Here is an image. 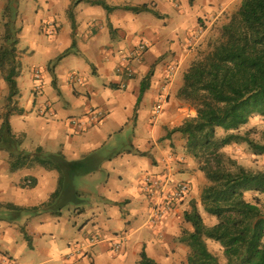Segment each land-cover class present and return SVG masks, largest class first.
<instances>
[{"label": "crops", "instance_id": "0c3cea01", "mask_svg": "<svg viewBox=\"0 0 264 264\" xmlns=\"http://www.w3.org/2000/svg\"><path fill=\"white\" fill-rule=\"evenodd\" d=\"M12 2L20 30L21 57H24L23 45H28L25 32L36 38L39 32L48 36L55 32L60 34L63 24L74 29L72 40L68 38L69 33L65 35V53L69 54L66 58L72 71L81 77L82 86L78 89L65 86L64 95L59 89V75L46 70L43 71V91L35 94L36 69L27 72L19 68V92L10 102V90L0 71V130L8 118L17 141L15 148L0 146V210L8 208L30 215L48 207L50 217L67 231L61 242L63 247H57L54 237L48 239L45 232L40 234L38 244L34 241L38 227L48 224L44 218L24 219L23 226L0 221V243L8 246L5 251L0 247V252L11 259L10 264H27L26 259H30L40 245H43L42 252L47 259L43 264H140L143 252L158 264L186 261L189 249L183 246L182 230H191V226L185 223L184 216L195 204L202 210L200 195L207 186L198 163L186 153L187 141L180 134H173L188 117L196 116L195 111L179 99V93L185 87V73L194 58L186 42L205 33L206 29L199 27L203 21L208 28L217 22H220L219 26L227 24L228 17L242 0H0V41L6 34L4 13ZM97 3L119 10L108 12ZM181 4H187L190 10L177 13ZM152 16L157 21L179 23L187 30L185 40L167 43L165 33L158 23L152 22ZM32 23L34 28L29 26ZM141 42L147 43L149 48L140 61L132 62L133 77L128 79L118 75L117 69L123 58L130 56ZM149 76L150 87L141 97L142 84ZM68 82H71L70 75L65 78V85ZM163 95L168 96V104L163 116L154 119L155 107ZM44 110L47 114H41ZM128 134H132L130 147L118 141ZM39 150L44 158L61 156L68 163L80 164L96 155H104L105 161L111 156L137 160L144 177L158 175L169 153L174 152L177 160L183 162L176 167L183 169V174L185 172L186 179L183 180L190 183L191 193L172 216L152 225L150 203L142 189L143 176L133 187L118 180L111 186L101 184L102 195L108 198L104 219L81 215L74 225L62 213L66 202L79 191L76 179L63 186L61 201L52 203L60 190L61 176L47 166L32 163ZM28 156L31 161L25 168L13 169L15 160ZM138 157H143L144 161ZM53 173L58 174V179L48 177ZM83 185L86 190L85 183ZM38 191L47 197L40 206L25 198L26 193ZM140 196L146 200L143 224H140L143 213L131 209L136 203L134 197ZM79 204H76L75 216L81 214ZM127 208L131 209L129 214L132 216L124 222L118 214ZM79 223L84 224L81 227ZM125 223L129 230H125ZM112 224H119L124 229L119 232L109 228L98 230L95 237L87 238L82 244L80 241L76 246L72 243L89 228L103 229ZM16 234L24 238L18 250L13 249ZM59 254L61 256L56 258Z\"/></svg>", "mask_w": 264, "mask_h": 264}, {"label": "trees", "instance_id": "16d2710c", "mask_svg": "<svg viewBox=\"0 0 264 264\" xmlns=\"http://www.w3.org/2000/svg\"><path fill=\"white\" fill-rule=\"evenodd\" d=\"M97 4L108 12L119 10ZM222 28L218 42L191 63L179 93L196 117L186 119L173 134L187 141V155L207 180L200 195L202 210L195 204L184 216L191 231L183 243L190 249L188 264H264V173L249 171L223 153L242 143L264 157V139L257 143L249 134H240L256 115L264 118V0H242ZM19 34L9 32L0 41V71L10 102L19 92ZM150 81L151 76L143 82L141 97ZM219 130L226 134L223 139L218 138ZM1 145L17 147L8 118L0 130ZM35 157L32 163L59 172L60 190L52 203L61 201V189L75 180L84 163H68L61 156L44 158L40 150ZM29 161V156L15 160L13 169L25 168ZM206 218L213 223L206 224ZM212 245H219L222 256ZM141 258L140 264H158L145 252Z\"/></svg>", "mask_w": 264, "mask_h": 264}, {"label": "rangeland", "instance_id": "374dc122", "mask_svg": "<svg viewBox=\"0 0 264 264\" xmlns=\"http://www.w3.org/2000/svg\"><path fill=\"white\" fill-rule=\"evenodd\" d=\"M9 6L4 15L5 18V24H4V30L7 33H14L15 31H20L19 26L16 23L17 22V15L15 11V3L12 2ZM181 9L177 11V13L180 14L181 11H189L190 7L187 4H181ZM238 7L233 14L228 17L227 20L230 21V19L233 17V15L237 12ZM153 17V16H152ZM152 22L159 24V29L165 33L167 37V43L173 44V43H182L186 38V29L183 28L179 23H168L167 21H164L162 19H159L157 21V18L153 17ZM179 17V16H177ZM166 20V19H165ZM157 21V22H156ZM203 21V20H201ZM220 22H217L212 28H208L205 24V21H203V25H199L200 29H206L204 30V34L196 35V37L187 39L186 44L188 45L190 52L193 53L194 58L192 62L198 57L200 53H207L210 51L211 47L214 46L220 39L221 30L222 27L225 25H220ZM32 28H34V24L31 25ZM43 28V27H42ZM74 29L72 30L70 25H62V31L60 34L54 33L53 36H48L47 34H43L42 32H39L36 38L32 35V33L25 32V39L27 41L28 45H23L24 50V57H21V55L18 54L17 57V65L20 66V69H23L27 72H31L34 69L39 68L41 72L46 70H50L52 72H56L59 75V89L62 91V93L65 95V86L66 87H76L78 89L81 85L80 83H74V82H68L65 85V78L70 75L71 76H77L81 79V77L78 75V73L72 71V67H70V64L67 61V56L69 54L65 53V35L67 33L68 38L72 40V35L74 34ZM20 35V34H19ZM140 37V36H138ZM141 39H139L140 41ZM191 62V63H192ZM190 63V65H191ZM185 66V65H184ZM183 66V67H184ZM189 69V68H188ZM187 69V70H188ZM82 81V79H81ZM35 83V82H34ZM36 94V93H35ZM188 105V104H187ZM189 106V105H188ZM190 107V106H189ZM46 110H44V113ZM47 114V112H46ZM196 117V116H195ZM194 117V118H195ZM190 118V117H188ZM187 118V119H188ZM192 118V117H191ZM240 134H249L250 138L257 143H261L264 139V118L256 115L249 123L247 127L242 129ZM225 132L222 130L218 131V138L223 139L225 137ZM132 140V134H128L127 137H120L119 143H124L123 145L129 146L130 141ZM111 145V144H109ZM121 146V145H120ZM130 147V146H129ZM224 155L227 157L232 158L237 164L244 167L245 169L255 172V173H264V157L255 155V152L251 149H249L245 144H233L223 150ZM141 162H143V157H138ZM137 160H120L116 157H107L106 161L104 158V155L98 156L96 155L95 158L89 159L84 161L80 166V174L73 178L76 179L77 183V189L79 190L77 195L75 197H72L70 201L66 202V206L63 208V216L68 217L70 221L73 222L74 225H76V222H78V217L83 216L86 218L93 219L94 217L104 219L105 214V203L107 201V197L102 195V187L101 184L104 186L106 184H109L110 186L115 181H122L124 184H128L129 186H135L138 179H141L143 176L141 169L142 167L138 166L136 163ZM111 162H113L112 166H110ZM198 166H200L198 164ZM180 171H183V169H180ZM183 173V172H182ZM205 182L207 183V180L202 174ZM50 179H58V174L53 173L52 175L48 176ZM47 177V178H48ZM144 177V176H143ZM182 178H185V172L182 174ZM86 185V190L84 189V185ZM138 189V187H137ZM85 192V193H84ZM139 194V193H138ZM140 195V194H139ZM104 196V197H103ZM25 198L29 201L36 202L37 204H40L44 202L47 197L43 195L40 191L34 192V193H26ZM134 208H131L132 210L135 209V211H139L140 214L143 213L140 216V224H143V219H145L146 216V200L143 198V196H140L139 198L134 197ZM252 196H248V199L251 200ZM79 204L80 212L81 214H77L75 216L74 212L76 210V204ZM65 204V203H64ZM130 208H127L124 213H119L118 216L122 217L125 222V218H129V216H132L129 214V211H131ZM48 207H42L39 211H36L34 213H30V215L26 214L23 215V213L19 214L17 212L11 211L8 208H4L0 210V221L3 224H14L23 226L22 224L24 219H30L35 220L37 218H44L47 220L48 224H44L43 226L38 227L37 235L34 237V241L39 240V236L41 233L45 232L48 237V239H51L54 237V242L56 243L57 247H63L62 246V240H65V236L67 232L65 228H63L62 224L57 223L54 218L50 217V212L47 211ZM30 216V217H29ZM41 216V217H39ZM70 216V217H69ZM206 217V216H205ZM107 222V221H106ZM213 222L206 218V224L210 225ZM84 223H79V226H83ZM102 225V224H100ZM107 226V225H106ZM80 227V228H81ZM108 228L112 232H119L124 229V227H121L119 224H112L110 227H104L102 228H89L88 232H85L84 234L80 235V238H74L72 240V243L74 246L78 244V241H80L79 244H82L83 241H86L87 238L95 237V234H97L99 231H105L108 230ZM129 230L130 227L128 224L125 223V230ZM124 230V231H125ZM80 231L77 230V232ZM145 231V230H143ZM191 230H185L183 228L182 230V238L187 237V233ZM132 232V231H130ZM53 234V235H52ZM155 235V233H152ZM19 235V236H18ZM1 236V235H0ZM17 241L14 244L13 249H20V246L22 245V241L24 238L20 236V234H16ZM182 239V242H183ZM26 243V242H23ZM44 243V242H42ZM38 244V242H37ZM184 247H188L186 243H183ZM0 247L3 251L6 250L7 243L1 242ZM212 248L214 252H217L220 256H222V253L220 252L219 245H212ZM12 249V250H13ZM43 245H40L39 249L35 251V254L30 257V259H26L27 264H43L47 259L44 256V253L42 252ZM190 252V249H189ZM188 252V253H189ZM26 253L24 257H26ZM190 255V253H189ZM61 254L57 255L56 258H59ZM189 257V256H188ZM53 264H60V262H55ZM174 264H188V259L176 261Z\"/></svg>", "mask_w": 264, "mask_h": 264}, {"label": "built area", "instance_id": "2783aa9c", "mask_svg": "<svg viewBox=\"0 0 264 264\" xmlns=\"http://www.w3.org/2000/svg\"><path fill=\"white\" fill-rule=\"evenodd\" d=\"M149 46L141 42L130 56L123 58L122 64L118 67L117 73L131 79L134 75L132 62L140 61V58L147 52ZM70 81L80 83L81 79L77 76H71ZM34 93L43 91V73L41 70L34 71ZM127 88L126 86H123ZM168 96L163 95L155 107L154 119L163 116L165 107L168 104ZM41 114H44L42 111ZM182 160H177L176 154L170 152L167 160L164 162V168L158 175L145 176L143 192L145 198L149 200V220L152 225L164 222V219L173 215L177 207L181 205L191 193V185L183 180L182 172L176 166L181 165ZM118 246V244H117ZM11 259L0 252V264H10Z\"/></svg>", "mask_w": 264, "mask_h": 264}]
</instances>
